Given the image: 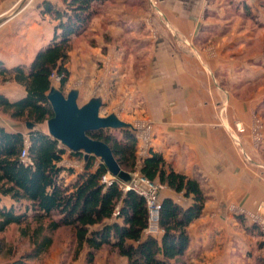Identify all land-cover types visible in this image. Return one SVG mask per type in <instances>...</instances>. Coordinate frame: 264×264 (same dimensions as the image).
<instances>
[{
    "label": "crops",
    "instance_id": "crops-1",
    "mask_svg": "<svg viewBox=\"0 0 264 264\" xmlns=\"http://www.w3.org/2000/svg\"><path fill=\"white\" fill-rule=\"evenodd\" d=\"M18 1L0 0V67L5 69L28 67L53 38L55 23L26 7L20 11ZM43 2L61 6L60 0H39L37 5ZM107 5L91 23L88 46L70 53L67 91L78 90L84 104L100 96L106 106L101 111L116 113L124 122L150 121L151 153L161 155L174 171L199 180L207 200L188 229V264L248 260L254 242L244 234V219L238 223L236 217L264 207V170L259 168L264 167V127L257 129L260 118L254 114L262 89L246 100L234 96L243 82L253 85L258 79L238 80L235 72L243 69V43L252 46L242 33L243 19L255 27L264 25L263 10L253 0H112ZM74 77L79 81L72 86ZM0 83L19 93L13 96L0 87L9 101L26 96L14 82L0 77ZM5 118L0 117V126L6 131L24 136L31 131ZM70 154L66 150L61 166L75 173L62 174L65 185L85 164L83 155L77 159ZM164 199L184 208L192 204L166 187L160 196ZM0 206L16 204L2 197ZM107 255L98 252L94 264H114L115 257Z\"/></svg>",
    "mask_w": 264,
    "mask_h": 264
},
{
    "label": "trees",
    "instance_id": "trees-1",
    "mask_svg": "<svg viewBox=\"0 0 264 264\" xmlns=\"http://www.w3.org/2000/svg\"><path fill=\"white\" fill-rule=\"evenodd\" d=\"M110 1L60 0V7L43 2L40 15L55 23L51 43L36 53L28 67H0L2 81L14 82L26 93L14 102L0 95V110L13 120L34 125L27 136L0 126V201L6 197L16 204L9 209L0 206V259L6 264H39L52 247L50 235L60 229L71 235L73 261L85 252V263L94 264L96 254L107 250L125 258L127 264L189 263L188 229L200 218L207 200L199 180L174 171L161 155L150 152L141 159L140 175L192 201L184 208L170 199L162 200L161 238L143 237L148 223L145 200L133 191L123 192L118 181L102 184L108 172L95 158H89L75 180L65 185L62 174L75 173L61 166L66 150L38 128L53 117L46 99L51 77H59L60 88L66 85L73 42L89 32L93 19ZM119 133L120 138L107 131L89 137L108 145L125 171L136 166V141L130 132ZM26 147L27 160L23 162L21 154ZM70 156L82 157L80 153ZM10 227L21 229V239L29 244L19 256L1 237ZM258 247L264 249V242ZM261 262L264 264V259Z\"/></svg>",
    "mask_w": 264,
    "mask_h": 264
},
{
    "label": "rangeland",
    "instance_id": "rangeland-1",
    "mask_svg": "<svg viewBox=\"0 0 264 264\" xmlns=\"http://www.w3.org/2000/svg\"><path fill=\"white\" fill-rule=\"evenodd\" d=\"M37 1L39 0H19L18 7L19 10L21 9V7H26V12L29 11H37L40 12L39 9V5H37ZM152 1V0H150ZM154 1V0H153ZM112 2V0H111ZM253 2L255 4L258 5V7L263 10L262 12H264V6L263 2L264 0H253ZM17 5L15 6L17 8ZM37 5V7H36ZM153 5V4H152ZM15 7L12 10H9L4 17L8 18L9 16H11V14H13L16 9ZM108 7V5H106L103 8V11ZM21 11V10H20ZM240 20V19H239ZM229 27L232 26V24L228 25ZM256 24L253 22H249L245 19H243V25H242V33L243 35H246V37L250 40L252 46H248L245 45L244 43L247 42L245 41L243 43V69L242 72H239L236 68L235 74L237 76V79L239 80V78L241 77L244 81L245 80H256V83L251 85V84H246V82L242 83L241 88H238L236 94L234 93V96H237L238 98H242V99H249L252 95H254L255 93H257L259 90L260 93H262V95L258 96L257 98L260 99V102L258 103L257 107L254 110V114L256 115V117L260 118V121L257 122L258 123V128L257 129H261L264 127V25L260 24L257 25V27H255ZM241 33V34H242ZM89 33H87L86 35H84L83 37L78 38L77 40H75L72 44V51L73 53L77 52L78 49H80V47L82 45H87V39L89 37L88 35ZM256 34V35H254ZM56 77L51 79V86H55L56 88L60 89L64 94H67L69 91H67V83L63 88L59 87V77H57L56 74H54ZM69 79V77H68ZM78 77H74L72 79V86L77 82ZM9 85V84H8ZM6 85H1L0 83V87L4 86V91L6 93H12L13 96H18L19 93L17 91H14L13 89H11L10 86ZM228 92H233L235 90H231V89H227ZM83 99H79L78 100V104L81 106L84 104ZM106 106H104L105 108ZM116 110V108H114ZM122 109L118 112L121 114ZM116 114V113H115ZM101 116H105L107 115L106 112H104L103 110L100 112ZM117 115V114H116ZM0 117L5 118L7 120H9V116L7 114H5L4 112H2V110H0ZM135 118V117H134ZM12 120V119H10ZM140 119L136 118V119H128V121L130 122H126L128 124H131L133 126V128H138V126H141V123H147L150 124L153 130V124L150 121H139ZM142 120V119H141ZM14 122L19 123L22 127L27 128L26 124L24 121H17V120H13ZM38 128H41L43 130H46V122H44L41 126H39ZM240 131H243L240 128ZM112 134H115L117 137L120 138V133L119 132H110ZM154 134V131H153ZM152 139H153V135H152ZM260 138L258 137L257 140H259ZM136 166L132 169H126L125 172L129 173L130 175H134V174H140L139 173V167H140V163H141V157H139L138 155L136 156ZM245 161H248V163L251 166H254L255 163H253L252 161L248 160V159H244ZM80 162V161H78ZM262 170H264V167H259ZM162 193V187L160 188V192H159V197L161 196ZM181 196V195H180ZM263 209L264 207L258 206L256 208V210L254 212H241V214L239 213V216L236 217V219H238V223L241 220V218L244 219V222L241 223V226L243 228L244 234L245 235H249V237L253 240L254 242V246L252 249V252H250V257L247 260V257L242 259V258H238L235 259V261L233 262L234 264H263L261 261L264 259V249H259L258 244L261 242H264V214H263ZM238 212V211H236ZM250 228L252 229L251 232L249 233L248 231H246L244 229V227ZM20 232L21 229L16 228V227H10L9 230L1 237H3V239L5 240V242L7 244H10L11 246L15 247L17 249L18 252V256L21 255L23 252H25L26 250L29 249V244L27 240H22L20 237ZM51 249L49 254H47L46 256H44L42 258V261L39 264H76L81 262L85 264V252H82L81 256L79 257L78 260L73 261V252H74V248L75 245L71 242V235L69 234V231L67 229H60L57 230L56 232H53L51 235ZM102 252L107 253L108 258H114L115 257V262L114 264H119L118 263V258L117 256H115V254H111L110 252H108L107 250H103ZM84 261V262H83ZM4 262L3 260L0 259V264Z\"/></svg>",
    "mask_w": 264,
    "mask_h": 264
},
{
    "label": "water",
    "instance_id": "water-1",
    "mask_svg": "<svg viewBox=\"0 0 264 264\" xmlns=\"http://www.w3.org/2000/svg\"><path fill=\"white\" fill-rule=\"evenodd\" d=\"M46 99L53 113L46 121L47 135L58 142L60 148L83 155L85 162L89 158L97 159L115 181L129 185L132 175L122 170L108 145L90 138L89 134L100 131L133 133V126L120 120L115 113L101 116L104 102L100 96H93L80 106L78 90L71 89L64 94L51 86ZM26 126L29 130L34 129L30 123Z\"/></svg>",
    "mask_w": 264,
    "mask_h": 264
},
{
    "label": "built area",
    "instance_id": "built-area-1",
    "mask_svg": "<svg viewBox=\"0 0 264 264\" xmlns=\"http://www.w3.org/2000/svg\"><path fill=\"white\" fill-rule=\"evenodd\" d=\"M54 77L56 76L53 75L51 79ZM134 129L135 131L132 134L136 141V156L138 155L141 159L146 158L151 152L152 127L150 124L141 123V126ZM21 160L23 162L27 160V147L22 151ZM113 181L115 180L109 174L103 176L101 179V183L106 186L111 185ZM160 188L161 186L157 183L147 180L140 174L132 175V181L129 185L122 184L123 192L133 191L145 200L148 210V223L143 232V237H158L162 234V230L159 227L161 207V200L159 197ZM118 214V210H116L115 216Z\"/></svg>",
    "mask_w": 264,
    "mask_h": 264
}]
</instances>
